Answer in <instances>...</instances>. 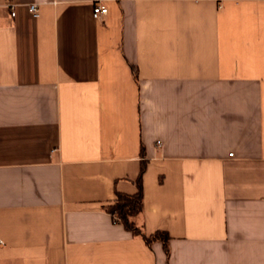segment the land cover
Masks as SVG:
<instances>
[{
    "label": "crops",
    "instance_id": "crops-1",
    "mask_svg": "<svg viewBox=\"0 0 264 264\" xmlns=\"http://www.w3.org/2000/svg\"><path fill=\"white\" fill-rule=\"evenodd\" d=\"M94 1L0 0V264H264V0Z\"/></svg>",
    "mask_w": 264,
    "mask_h": 264
},
{
    "label": "trees",
    "instance_id": "trees-1",
    "mask_svg": "<svg viewBox=\"0 0 264 264\" xmlns=\"http://www.w3.org/2000/svg\"><path fill=\"white\" fill-rule=\"evenodd\" d=\"M146 171V162L141 164V172L137 179L138 190L135 193L127 194L117 192L116 200L113 204L106 207L107 211L112 214L114 219L117 218L124 227L130 230L135 235H141L145 241L151 243L153 240H161L164 242L168 253L169 234L166 231H158L155 234L146 236L140 226L136 223V217L142 214L143 211V183L142 177ZM117 221V222H118Z\"/></svg>",
    "mask_w": 264,
    "mask_h": 264
},
{
    "label": "built area",
    "instance_id": "built-area-1",
    "mask_svg": "<svg viewBox=\"0 0 264 264\" xmlns=\"http://www.w3.org/2000/svg\"><path fill=\"white\" fill-rule=\"evenodd\" d=\"M106 0H96L93 3V16L95 19L101 18L104 15L109 13L108 10V6L105 3ZM16 3L13 2H9L8 6L11 9L12 15L15 16L16 12H15V7H16ZM28 10L29 12H31L35 17H39L40 12H39V5L37 3H29L28 5ZM161 143V142H160ZM159 143V144H160ZM233 155V153L231 154V156ZM115 221L117 222V218L115 219Z\"/></svg>",
    "mask_w": 264,
    "mask_h": 264
}]
</instances>
